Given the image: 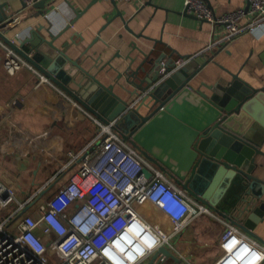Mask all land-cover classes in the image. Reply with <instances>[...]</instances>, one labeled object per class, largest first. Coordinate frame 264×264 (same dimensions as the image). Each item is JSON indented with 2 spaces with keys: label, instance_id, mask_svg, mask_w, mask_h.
<instances>
[{
  "label": "crops",
  "instance_id": "obj_1",
  "mask_svg": "<svg viewBox=\"0 0 264 264\" xmlns=\"http://www.w3.org/2000/svg\"><path fill=\"white\" fill-rule=\"evenodd\" d=\"M149 1L117 2L116 6L111 0H53L48 20L53 22L54 35H59L55 44L61 47L68 43L67 53L71 57L105 85H113L116 93L133 104L138 99L130 91L137 90V77L145 75L143 68L153 69L149 64L152 57H161L166 63L181 56H195L194 60L201 64L210 60L197 77L195 87L203 81L227 83L230 73L239 74L256 87L264 85V29L244 33L225 47L202 55L214 37L222 36L223 27L218 25L215 35L209 22L184 15V0H152V4ZM205 2L217 16L247 11L249 7L248 0ZM5 3L10 19L6 22L8 27L1 30L4 35L19 44L37 28L40 35L50 39V25L38 15V9H24L23 0H0V5ZM250 20L246 17L244 23ZM128 25L133 32L127 29ZM133 74L135 77H131ZM94 117L51 80L41 83L36 73L28 69L9 75L4 68V51L0 49V182L10 187L15 197L11 205H0V222L32 197L26 215L39 217L40 206L66 185L78 169L77 164L63 171L70 153L80 152L98 134ZM256 161L264 164V156H257ZM259 174L264 178V170ZM187 201L190 216L198 215L172 239L181 237L184 251L178 249L181 255L175 254L179 261L165 258L160 262L159 258L157 263L195 264L187 257L190 251L205 256L207 264H217L225 253L219 236L231 222L212 210L202 211L201 203L193 198ZM140 211L153 226L171 232L170 217L156 204L148 202ZM240 230L255 242L254 248L264 263V219L254 224V235ZM37 234L47 244L55 238L41 229ZM155 254L142 264H147Z\"/></svg>",
  "mask_w": 264,
  "mask_h": 264
},
{
  "label": "water",
  "instance_id": "obj_2",
  "mask_svg": "<svg viewBox=\"0 0 264 264\" xmlns=\"http://www.w3.org/2000/svg\"><path fill=\"white\" fill-rule=\"evenodd\" d=\"M51 1L40 0L33 6L39 16L45 17ZM6 6L0 5V38L6 44L98 120L105 124L116 121L115 129L122 138L191 198L254 235V224L264 219V178L259 174L264 164L256 161L257 156H264V85L256 87L230 73L227 83L203 81L195 87L210 60L201 64L195 59L194 64L181 68L172 61L162 73L161 57H152L149 64L153 69L143 68L145 75L137 77V90L130 91L138 99L133 104L71 57L68 43L55 44L59 35L52 32V21L45 18L50 39L36 28L19 44L14 43L1 32L9 25ZM184 15L196 17L186 10ZM127 29L132 31L129 25ZM161 256L179 261L163 247L147 264H158Z\"/></svg>",
  "mask_w": 264,
  "mask_h": 264
},
{
  "label": "built area",
  "instance_id": "obj_3",
  "mask_svg": "<svg viewBox=\"0 0 264 264\" xmlns=\"http://www.w3.org/2000/svg\"><path fill=\"white\" fill-rule=\"evenodd\" d=\"M23 1L26 8H31L40 0ZM248 1L247 11L217 16L205 0H184L187 13L209 22L213 34L216 35L218 25L223 27L222 36L214 37L202 55L225 47L244 33L264 29V0ZM49 17L50 12L45 14L46 19ZM246 17L251 20L244 23ZM0 49L4 51V68L9 75L28 69L36 73L41 83L50 82L1 38ZM194 58L180 57L177 68ZM167 64L162 62V73L166 72ZM94 118L98 134L80 152L70 153L63 171L77 164L78 169L66 185L40 206L39 217L25 214L18 218L32 197L0 222V264H142L163 247L181 255L172 239L198 215L190 216L187 203L190 196L122 138L115 129L116 121L105 124ZM14 199L10 187L0 182V205L9 206ZM148 202L170 217L171 232L153 226L144 218L140 208ZM202 208L209 210L204 205ZM38 229L55 238L47 244L37 234ZM137 233L143 235L135 237ZM137 239L144 255L129 262L127 253H119L116 246ZM218 241L225 253L217 264H264L254 248L255 242L239 227L227 224ZM161 258L160 262L166 257Z\"/></svg>",
  "mask_w": 264,
  "mask_h": 264
},
{
  "label": "bare ground",
  "instance_id": "obj_4",
  "mask_svg": "<svg viewBox=\"0 0 264 264\" xmlns=\"http://www.w3.org/2000/svg\"><path fill=\"white\" fill-rule=\"evenodd\" d=\"M143 233H137V235H135V237L137 236H142ZM136 244V248H133V246ZM117 250L119 251V253H127V260L130 256V261H133L134 259H139L142 255L139 256V254H142V248L140 246V244L138 243V239L135 241H125L122 245L118 244L117 246ZM132 250V252L129 253V250Z\"/></svg>",
  "mask_w": 264,
  "mask_h": 264
},
{
  "label": "rangeland",
  "instance_id": "obj_5",
  "mask_svg": "<svg viewBox=\"0 0 264 264\" xmlns=\"http://www.w3.org/2000/svg\"><path fill=\"white\" fill-rule=\"evenodd\" d=\"M221 230V229H220ZM222 231V230H221ZM220 231V232H221ZM181 241V237L176 238L175 240H173V245L177 248V249H181L182 251H184V248L182 247V243H180ZM187 257L190 259V261H192L195 264H207V260H205V256L201 255L199 252H197V254L195 255L194 253H191L190 251L187 253ZM188 264V263H187ZM209 264V263H208Z\"/></svg>",
  "mask_w": 264,
  "mask_h": 264
}]
</instances>
